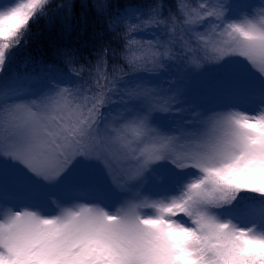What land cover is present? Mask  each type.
Here are the masks:
<instances>
[{"label": "snow or ice", "instance_id": "1", "mask_svg": "<svg viewBox=\"0 0 264 264\" xmlns=\"http://www.w3.org/2000/svg\"><path fill=\"white\" fill-rule=\"evenodd\" d=\"M49 4L0 0V264H264V3L94 0L128 54L90 80L16 70Z\"/></svg>", "mask_w": 264, "mask_h": 264}, {"label": "trees", "instance_id": "2", "mask_svg": "<svg viewBox=\"0 0 264 264\" xmlns=\"http://www.w3.org/2000/svg\"><path fill=\"white\" fill-rule=\"evenodd\" d=\"M198 2L199 0H110L113 9L119 11L134 6L135 9L146 12L150 7L162 6L164 16L168 15L169 10L177 12L181 3L195 8ZM93 4L94 0H50L42 18L31 25L28 44L18 50L14 65L16 70H21V64L27 56L58 63L55 53L57 49L65 47L78 50V67H84L85 80L94 78L97 71L111 77L114 75V67L125 66L124 57L128 53L126 41L122 38L124 26L113 30L105 17L97 14ZM32 67L29 64V70Z\"/></svg>", "mask_w": 264, "mask_h": 264}, {"label": "rangeland", "instance_id": "3", "mask_svg": "<svg viewBox=\"0 0 264 264\" xmlns=\"http://www.w3.org/2000/svg\"><path fill=\"white\" fill-rule=\"evenodd\" d=\"M234 2H238V0H234ZM249 2L257 5V7H258L261 3H264V0H249ZM159 7H161V9H162V6H159ZM129 8L135 9L134 6L128 7V9ZM253 11H255V9ZM162 13H163V9H162ZM28 70H29V68H26V69L25 68H21L20 71L23 72V71H28ZM9 86L17 88L19 90H22V89H26V88L30 87L31 83L29 81H27V80H20L18 82H15V83L9 85ZM164 86L167 87V83H165ZM113 99H116V98L114 97ZM174 116H175L177 122H179L181 114L179 112H176V113H174Z\"/></svg>", "mask_w": 264, "mask_h": 264}]
</instances>
